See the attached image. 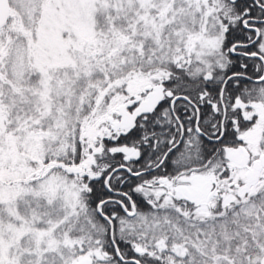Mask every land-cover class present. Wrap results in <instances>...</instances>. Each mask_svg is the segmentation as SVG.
Segmentation results:
<instances>
[{"label":"snow or ice","instance_id":"obj_1","mask_svg":"<svg viewBox=\"0 0 264 264\" xmlns=\"http://www.w3.org/2000/svg\"><path fill=\"white\" fill-rule=\"evenodd\" d=\"M0 264H264V0H0Z\"/></svg>","mask_w":264,"mask_h":264}]
</instances>
